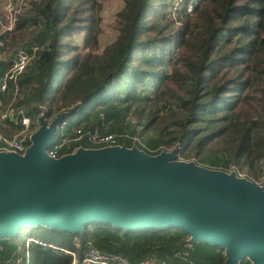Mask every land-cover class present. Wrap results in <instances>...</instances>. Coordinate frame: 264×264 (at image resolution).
I'll list each match as a JSON object with an SVG mask.
<instances>
[{
	"label": "trees",
	"instance_id": "1",
	"mask_svg": "<svg viewBox=\"0 0 264 264\" xmlns=\"http://www.w3.org/2000/svg\"><path fill=\"white\" fill-rule=\"evenodd\" d=\"M169 6L170 0H126L114 22L116 39L98 53L102 0L32 2L13 33L0 30V82L10 68L5 48L36 43L42 50L18 80L17 102L33 120L44 106L47 119L65 115L69 137L77 127L99 129L119 135V148L142 150L133 138L139 135L150 156L177 151L210 170L235 166L263 178L264 0H198L193 15L176 18ZM7 93L13 97L12 87ZM7 93L0 91V101ZM132 110L140 133L127 131ZM80 150L100 149L84 141L69 154ZM24 229L49 234L40 239L80 259L91 244L134 264L148 258L183 264L176 254L190 241L179 228L125 231L90 223L81 232L32 227L19 234ZM18 235L0 239V264H73L70 255L35 244L27 260V239L21 244ZM193 246L195 263L226 264L224 248Z\"/></svg>",
	"mask_w": 264,
	"mask_h": 264
},
{
	"label": "water",
	"instance_id": "2",
	"mask_svg": "<svg viewBox=\"0 0 264 264\" xmlns=\"http://www.w3.org/2000/svg\"><path fill=\"white\" fill-rule=\"evenodd\" d=\"M63 116L41 118L24 156L0 153V239L23 228L81 232L90 223L133 231L179 228L192 243L225 249L226 264H264V191L177 151L137 147L46 155Z\"/></svg>",
	"mask_w": 264,
	"mask_h": 264
},
{
	"label": "built area",
	"instance_id": "3",
	"mask_svg": "<svg viewBox=\"0 0 264 264\" xmlns=\"http://www.w3.org/2000/svg\"><path fill=\"white\" fill-rule=\"evenodd\" d=\"M37 1L39 0H0L1 33H13L17 28L20 16L31 9L32 2ZM197 5L198 0H170L169 11L175 18L181 12H185V14L187 15H193L195 13ZM41 50L42 48L38 44L32 42H26L25 44L16 46L13 52L6 59L10 64V68L5 77L0 82V91L2 93L9 92L10 87H12L14 98L13 100L19 97L18 80L20 76L25 72L34 56ZM176 55L177 54L172 57L173 61L171 62L170 67L176 60ZM40 109L42 113L37 120H33L32 117L28 115L24 107H19L13 103L9 104L5 108L0 109V124L7 125L8 127L15 129V133L13 135L0 134L1 154H15L24 156L27 150L32 145L33 136L41 128L40 119L43 118L49 125L56 118H58L59 114L51 119H47L46 113L48 112V109L44 106H41ZM64 116L63 120L58 124V128L60 129L59 135L53 139L52 143L46 151V155L50 159L59 160L65 156L70 155L69 153L73 150L74 145L82 143L84 141L99 149L118 147L119 139L121 138L119 135L102 134L99 129L86 132L83 131L82 128L77 127L73 130V137H69L64 133V129L66 128L68 122V120L64 119ZM139 145L142 149L141 151L144 152V145H142L141 143H139ZM176 160L187 163H195L196 165L202 166L194 160L189 161L182 159L178 153ZM215 171H221L223 173H226L227 175H234L237 179L249 181L256 185L259 189L264 191V177L261 181H257L256 178L251 177L247 172L242 171L235 166H231L226 170L215 169ZM31 244H35L43 248L60 250L73 258V264H134L128 258L124 257L121 254L107 253L97 249L91 244L87 246L83 259H80L76 255V253L57 248L40 238H28L26 240L27 260H29L28 250ZM193 248V243L189 241L185 244L184 250L176 254V257L180 259L183 264H197L190 258V253ZM138 264L168 263L157 258H148Z\"/></svg>",
	"mask_w": 264,
	"mask_h": 264
},
{
	"label": "rangeland",
	"instance_id": "4",
	"mask_svg": "<svg viewBox=\"0 0 264 264\" xmlns=\"http://www.w3.org/2000/svg\"><path fill=\"white\" fill-rule=\"evenodd\" d=\"M103 1V9L101 13L102 17V23H101V33L99 35V49L98 53H102L104 49L110 45L114 40L116 39L118 32L114 29V22L117 17V14L123 9L125 1L126 0H102ZM29 42V41H28ZM25 44V43H22ZM19 44V45H22ZM28 44V43H27ZM18 46V45H17ZM16 48H5L6 55L2 56L3 60H6L8 56L13 52V50ZM14 98L12 97L11 93L5 94L3 96L1 102V108L7 107L9 104L13 103L17 105L18 98L13 100ZM79 121V117L76 116L74 119V124ZM126 128L127 131L131 130L133 128H136L137 131L140 133L143 129V126H141L138 123L137 118L134 115V111L132 110L131 113L128 114L127 120H126ZM68 129V127H67ZM55 137L59 135L60 129L57 128L55 131ZM128 133V132H127ZM127 136L130 137V134H126ZM54 137V138H55ZM135 139L136 143H142L141 137L138 135L136 137H133ZM116 149V148H115ZM80 152H84L83 150H80ZM173 152V151H172ZM164 153V152H163ZM184 159V158H182ZM262 178L257 179V181H261ZM30 237H37V238H50L51 236L47 233L44 232H39L37 230H31V229H24L22 232L18 235L19 242L22 244L24 241ZM156 256V255H154ZM157 257V256H156ZM248 261H251L249 258H246ZM252 262V261H251ZM253 263V262H252Z\"/></svg>",
	"mask_w": 264,
	"mask_h": 264
},
{
	"label": "crops",
	"instance_id": "5",
	"mask_svg": "<svg viewBox=\"0 0 264 264\" xmlns=\"http://www.w3.org/2000/svg\"><path fill=\"white\" fill-rule=\"evenodd\" d=\"M1 102H0V109H1ZM15 133L14 128H10L7 125H1L0 124V134H7V135H13Z\"/></svg>",
	"mask_w": 264,
	"mask_h": 264
}]
</instances>
